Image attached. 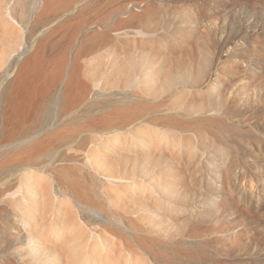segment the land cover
I'll return each mask as SVG.
<instances>
[{"label":"rangeland","instance_id":"rangeland-1","mask_svg":"<svg viewBox=\"0 0 264 264\" xmlns=\"http://www.w3.org/2000/svg\"><path fill=\"white\" fill-rule=\"evenodd\" d=\"M0 264H264V0H0Z\"/></svg>","mask_w":264,"mask_h":264},{"label":"bare ground","instance_id":"bare-ground-1","mask_svg":"<svg viewBox=\"0 0 264 264\" xmlns=\"http://www.w3.org/2000/svg\"><path fill=\"white\" fill-rule=\"evenodd\" d=\"M7 23V22H6ZM6 23H5V25H6ZM7 26V25H6Z\"/></svg>","mask_w":264,"mask_h":264}]
</instances>
